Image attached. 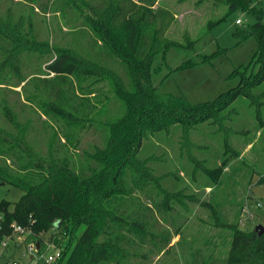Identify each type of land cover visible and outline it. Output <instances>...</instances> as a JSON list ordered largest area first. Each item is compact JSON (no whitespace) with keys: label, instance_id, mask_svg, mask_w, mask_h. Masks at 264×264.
I'll list each match as a JSON object with an SVG mask.
<instances>
[{"label":"rangeland","instance_id":"obj_1","mask_svg":"<svg viewBox=\"0 0 264 264\" xmlns=\"http://www.w3.org/2000/svg\"><path fill=\"white\" fill-rule=\"evenodd\" d=\"M40 1H46L44 9ZM143 1H158L156 6L166 9L173 19L166 34L171 39L180 41L187 34L198 40L191 48L173 47L153 60L152 84L160 95L204 103L238 86L240 76L233 75L237 68L253 69L249 65L257 41L254 37L243 40L238 33L255 22L247 11L238 8L209 31V22L228 12L226 5L216 6L212 1L198 5V0ZM251 1L264 10V0ZM87 2L93 0H0V136L20 139L25 133L35 156L74 171L89 163L88 155L95 147L103 146L102 138L93 134L97 123L116 120L123 113L122 105L109 82L74 76L64 90L65 104L58 103L61 107L56 109L39 81L45 77L42 72L60 50H67L103 63L128 79L127 68L105 57L98 35L86 24ZM237 20L242 24H236ZM255 97L253 106L249 99L239 98L228 109L226 132L205 124L185 139L182 126L177 125L144 142L139 158L151 159L149 168L160 182L150 177L141 189L129 183L136 196L121 207L127 213L135 207L146 208L142 213L154 227L150 231L159 236H150L152 242L136 231L129 233V250L148 258L131 256L127 264H241L237 255L229 261L233 238L229 225L239 223L251 231L264 227V183L258 182L264 177V125L260 127L258 108L260 103L264 119V98L262 94ZM66 111L84 121H70ZM224 138H228L226 143ZM23 195L20 187L0 180V203L6 202L13 210ZM192 197L212 203L215 213L190 201ZM52 235L50 231L44 236L46 245L40 253H29L32 239L13 233L8 247H0V264H46L44 258L70 244L64 240L56 247L49 242ZM260 246L258 263L260 259L264 264V243Z\"/></svg>","mask_w":264,"mask_h":264},{"label":"trees","instance_id":"obj_2","mask_svg":"<svg viewBox=\"0 0 264 264\" xmlns=\"http://www.w3.org/2000/svg\"><path fill=\"white\" fill-rule=\"evenodd\" d=\"M205 1L228 7L225 16L209 22V31L238 8L250 13L255 22L247 31L238 33L243 40L254 37L258 48L249 65L252 70L246 66L234 71V76H240L238 86L199 104H192L182 96L160 95L152 84V62L157 55L162 53L165 56L173 47L191 48L198 41L187 34L180 41L166 35L173 19L160 4L156 6L158 1L87 2L93 14L86 15V24L98 35L105 57H112L127 68L128 79L103 63L91 61L73 51L60 50L42 72L45 77L39 81L48 99L56 104V109L61 107L58 103L65 104L64 90L72 77H91L95 83L107 81L119 98L123 113L116 120L97 123L93 134L102 138L103 146L95 147L88 155L89 163L78 171L35 156L25 142V133L20 139L0 136V180L24 191L13 210L6 202L0 203V245L3 239H11L15 225L31 230L32 236L27 240L32 239L38 244L39 253L46 243L44 236L50 231L53 235L49 242L56 247H60L64 240L69 241V246L60 251L61 258L55 264L64 262L68 255L65 264H127L131 256L148 258L146 254L133 253L128 248H132V237L128 234L133 231L149 237L152 242L155 240L150 236H159L150 231L154 227L142 213L146 208L142 211L135 207L127 213L121 207L128 198L132 202L136 196L135 190L128 187L129 183L141 189V184L150 177L160 182L149 168L151 159L139 158L144 142L158 133H169L177 125L182 126L185 139L205 124L218 126L220 132H226L228 109L239 98L249 99L251 105L256 103L255 94H262L264 98L263 8L251 0H198L197 4ZM40 2L41 8H38L44 9L46 1ZM258 89L262 90L259 94L256 93ZM258 108L261 127L264 119L260 103ZM59 112L64 114L63 109ZM65 116L72 122L84 121L71 111H66ZM64 138L68 140V136ZM224 140L226 143L228 138ZM24 161L28 164L24 165ZM130 174L131 182L128 181ZM258 182L264 183V177ZM189 200L215 213L212 203L197 197ZM240 226L239 223L229 225L233 233L229 261L230 258L237 259V255L241 264H263L260 259L258 263V255L260 245L264 243V233L258 236L255 231L243 230ZM82 228L84 231L78 236Z\"/></svg>","mask_w":264,"mask_h":264},{"label":"built area","instance_id":"obj_3","mask_svg":"<svg viewBox=\"0 0 264 264\" xmlns=\"http://www.w3.org/2000/svg\"><path fill=\"white\" fill-rule=\"evenodd\" d=\"M236 24L241 25L242 22H241L240 20H237V21H236ZM251 217H252V216H251ZM13 232H14L15 234H25V235H27V237L32 236V232H31V230H29V229H24V228H22V227H20V226H15V225H14ZM8 241H9V240H8L7 238L3 239L2 242H1L0 247L3 248V249L7 248L8 245H9V242H8ZM37 245H38L37 243H35L34 241H32V245L28 248V252H29V253H33V252H35V251H38V249H37ZM44 245H46V243H45ZM60 258H61V253H60V251H59V252H57V253H56L54 256H52V257L44 258V260H45L46 264H54V263L57 262Z\"/></svg>","mask_w":264,"mask_h":264},{"label":"water","instance_id":"obj_4","mask_svg":"<svg viewBox=\"0 0 264 264\" xmlns=\"http://www.w3.org/2000/svg\"><path fill=\"white\" fill-rule=\"evenodd\" d=\"M255 232L258 234V236H261L264 233V227L259 225L256 229ZM38 250H39V246H38Z\"/></svg>","mask_w":264,"mask_h":264}]
</instances>
